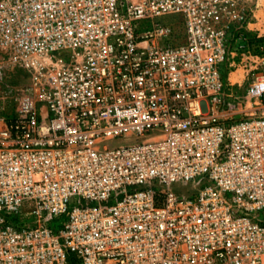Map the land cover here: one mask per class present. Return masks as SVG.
<instances>
[{
	"label": "built area",
	"instance_id": "obj_1",
	"mask_svg": "<svg viewBox=\"0 0 264 264\" xmlns=\"http://www.w3.org/2000/svg\"><path fill=\"white\" fill-rule=\"evenodd\" d=\"M252 16L247 0H0V44L29 75L0 113V264H264Z\"/></svg>",
	"mask_w": 264,
	"mask_h": 264
},
{
	"label": "rangeland",
	"instance_id": "obj_2",
	"mask_svg": "<svg viewBox=\"0 0 264 264\" xmlns=\"http://www.w3.org/2000/svg\"><path fill=\"white\" fill-rule=\"evenodd\" d=\"M252 9L251 27L256 35L262 34L259 40H264V0H247ZM181 15H166L158 17L157 21L174 25L181 21ZM258 52V48H256ZM14 54L6 50L0 44V113H11L17 106L19 89L27 84L29 75L22 70L14 58ZM248 75L244 68L235 70L231 74V80L238 82L247 81Z\"/></svg>",
	"mask_w": 264,
	"mask_h": 264
}]
</instances>
